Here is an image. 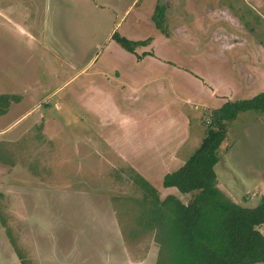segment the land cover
<instances>
[{
	"label": "rangeland",
	"instance_id": "obj_1",
	"mask_svg": "<svg viewBox=\"0 0 264 264\" xmlns=\"http://www.w3.org/2000/svg\"><path fill=\"white\" fill-rule=\"evenodd\" d=\"M158 2L165 34L156 0H0V264H155L133 171L178 195L161 178L200 122L264 92V0ZM113 31L148 40L130 53ZM217 155L216 187L255 206L264 112H239Z\"/></svg>",
	"mask_w": 264,
	"mask_h": 264
},
{
	"label": "trees",
	"instance_id": "obj_2",
	"mask_svg": "<svg viewBox=\"0 0 264 264\" xmlns=\"http://www.w3.org/2000/svg\"><path fill=\"white\" fill-rule=\"evenodd\" d=\"M158 1L150 18L165 34L163 6ZM110 39L130 53L148 40H131L116 31ZM5 98L0 96V104ZM248 110L264 112V92L226 100L201 121L203 134L197 147L161 178V187H173L178 195L170 193L159 198L157 190L133 171L131 180L141 190L146 204L145 217L159 239L155 264H264V236L257 229L264 224V192L255 206L243 207L216 187L213 170L228 123L239 112ZM16 256L26 264L19 252Z\"/></svg>",
	"mask_w": 264,
	"mask_h": 264
},
{
	"label": "crops",
	"instance_id": "obj_3",
	"mask_svg": "<svg viewBox=\"0 0 264 264\" xmlns=\"http://www.w3.org/2000/svg\"><path fill=\"white\" fill-rule=\"evenodd\" d=\"M210 14H211V13H210ZM211 15H212V14H211ZM222 103H223V102H222ZM200 124H201V122H200ZM201 126H202V125H201ZM202 127H203V126H202ZM176 155H177V153H175L174 156H173L172 158L179 159V157L176 156ZM176 159H175V160H176ZM167 188L175 189V188H173V187H167ZM167 188H166V189H167ZM257 229H258V226H257ZM258 230H259V229H258Z\"/></svg>",
	"mask_w": 264,
	"mask_h": 264
}]
</instances>
